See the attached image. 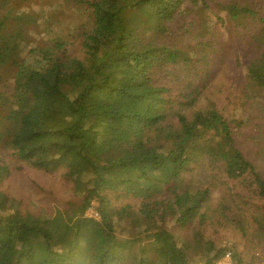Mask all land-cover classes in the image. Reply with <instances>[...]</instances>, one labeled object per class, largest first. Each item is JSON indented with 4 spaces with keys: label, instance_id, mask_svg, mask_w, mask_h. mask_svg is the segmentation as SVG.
<instances>
[{
    "label": "trees",
    "instance_id": "16d2710c",
    "mask_svg": "<svg viewBox=\"0 0 264 264\" xmlns=\"http://www.w3.org/2000/svg\"><path fill=\"white\" fill-rule=\"evenodd\" d=\"M56 1L36 14L0 0V264L264 253V0ZM64 4L87 16L82 55L27 49ZM221 73L225 99L204 101ZM58 172L64 197L31 177L55 207L13 192Z\"/></svg>",
    "mask_w": 264,
    "mask_h": 264
},
{
    "label": "rangeland",
    "instance_id": "374dc122",
    "mask_svg": "<svg viewBox=\"0 0 264 264\" xmlns=\"http://www.w3.org/2000/svg\"><path fill=\"white\" fill-rule=\"evenodd\" d=\"M10 6L16 7V11L18 13L26 12L31 10L33 8H28V4L30 7H34L35 13L39 14V11L36 10L37 7H44L47 10V13L51 14L53 13V10H55V7H57V1L56 0H9ZM44 4V5H43ZM230 5H233V1H229ZM34 5V6H33ZM226 11V9H224ZM64 13L61 14V17L58 18L56 17V13L52 14V17H46L40 16V22L38 24H35L32 28H29L27 30V34L25 37V42L27 43V49H38V47H49L51 44L55 43H61L62 45V50L57 52V54L62 53V52H67L68 54L71 55H82V32L87 23V16H82L79 9L72 6L68 7L67 5L64 4ZM85 13V12H84ZM55 15V17H54ZM59 19V20H58ZM43 23V24H42ZM56 53V52H55ZM54 51H50V55H53ZM34 53H29L28 57H33ZM226 81V77L224 75H219L213 80V88H211V94L207 93V96H209L205 99L204 101L206 102H219V97L220 99H225V95L227 92L220 93L219 96L216 95V92L219 88V86L223 85V83ZM216 91V92H215ZM218 94V92H217ZM229 102L228 100L225 102ZM229 109V107H228ZM231 111V110H229ZM31 177L37 180L41 181L42 185L45 187L49 188V191L52 192V195H63L66 196V192L64 191V187L62 186L63 184L60 183V173H55L52 178L54 179L53 182H49L44 179V176L41 174H31L28 176H21L19 179L14 181L13 184V192H15L18 196H24L25 198L27 196L31 197L32 201L34 204H37L38 208L43 207V210H47L51 207H55L59 205V202L56 201V199H51L52 197L50 196H45L44 198L40 199L38 198L37 194L33 190L32 186L35 185L33 183V180H31ZM32 204V205H34ZM36 207V206H35ZM89 215H94L98 217L97 210L93 206L89 208L86 212ZM121 228L125 231L126 230H131V235L133 236L134 233V224L130 220L122 221L121 222ZM124 234H120V237H124ZM224 241L220 240L217 244L220 245L219 243H222ZM260 251L256 250H250L249 252L246 251L244 256V260L241 264H253L257 260V253ZM261 254V253H260ZM262 257H264V253L261 254ZM264 259V258H263Z\"/></svg>",
    "mask_w": 264,
    "mask_h": 264
},
{
    "label": "built area",
    "instance_id": "2783aa9c",
    "mask_svg": "<svg viewBox=\"0 0 264 264\" xmlns=\"http://www.w3.org/2000/svg\"><path fill=\"white\" fill-rule=\"evenodd\" d=\"M256 258L257 260L253 264H264V257L260 253H257ZM211 264H235L233 251L228 249L223 255L213 259Z\"/></svg>",
    "mask_w": 264,
    "mask_h": 264
}]
</instances>
